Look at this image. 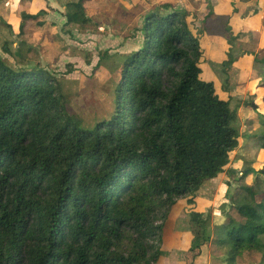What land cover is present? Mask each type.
<instances>
[{"label":"trees","instance_id":"obj_1","mask_svg":"<svg viewBox=\"0 0 264 264\" xmlns=\"http://www.w3.org/2000/svg\"><path fill=\"white\" fill-rule=\"evenodd\" d=\"M84 1L67 3V24L89 20ZM248 1L229 0L230 13L208 3L201 19L165 0L145 13L140 45L117 69L113 113L90 128L64 110L47 69L0 56V264H206L208 242L227 249L228 264H264V164L228 177L222 190L238 187L211 236L197 207L207 180L226 166L235 177L229 156L240 136L234 95L224 85L220 95L202 69L204 36L221 44L215 68L247 67L253 55L261 64L244 106L262 121L264 151V56L243 51L245 63L233 52L232 14ZM180 202L187 207L177 210ZM179 215L185 243L167 233Z\"/></svg>","mask_w":264,"mask_h":264},{"label":"rangeland","instance_id":"obj_2","mask_svg":"<svg viewBox=\"0 0 264 264\" xmlns=\"http://www.w3.org/2000/svg\"><path fill=\"white\" fill-rule=\"evenodd\" d=\"M69 1L78 0H0V56L12 65L40 66L47 69L58 80L64 110L76 118L82 127L90 128L96 121L108 119L112 115L118 66L129 52L140 45L137 27L141 17L162 2L85 0L83 6L89 20L83 24H67L65 13L69 10L67 5ZM178 2L181 3L179 6H185V0ZM188 2L190 8L196 13L199 12L198 0ZM257 7L260 8L256 11H260L261 14L255 12V15L245 20L249 35L236 41L233 50L235 55H240V59L244 58L245 63L248 58L241 54L243 51L257 53L258 57L264 56V50L261 49L264 45V0L248 4L242 13L245 14ZM41 9L49 10L35 19L22 16L23 13H38ZM198 15L201 19V15ZM200 24L201 20L197 22V25ZM256 25L259 26V32L254 35L253 40V31L250 29ZM5 48L9 50L8 53ZM249 58L254 59V55ZM251 60L249 68L242 69L235 64L227 72L218 66L214 71L218 77L214 80L220 95L221 85L229 87L230 93L234 94L230 106L237 114L236 128L240 136L238 146L229 156L231 167L235 165L233 166L235 177L229 175L230 167L226 166L218 179L206 181L198 192L203 200L199 199V206L197 204L196 206L200 207L199 210L205 211L204 215L208 217L206 228L210 236L213 234V226L223 222L224 211L229 209L228 201L238 187L236 183L237 186L231 184L222 190L228 177L234 181L236 176L241 175L242 170L249 167L259 169L264 164V151L262 152L256 144V134L261 129L259 127L262 121L258 117L248 120L250 111L244 106L245 102L252 101L253 79L260 76L261 64L251 63ZM201 66L203 71L210 75L206 58ZM246 71L247 76L244 75ZM249 177L245 181L251 182L252 175ZM186 207L184 202H180L176 209ZM180 220L181 215L171 219L167 233L171 235V232L176 230L181 235V243H185L187 237L191 235H185L188 227L185 222L182 226ZM209 244L208 242L205 250L206 264H228L227 249ZM253 258H257V255ZM247 260L252 263L249 257Z\"/></svg>","mask_w":264,"mask_h":264},{"label":"crops","instance_id":"obj_3","mask_svg":"<svg viewBox=\"0 0 264 264\" xmlns=\"http://www.w3.org/2000/svg\"><path fill=\"white\" fill-rule=\"evenodd\" d=\"M158 1H163V0H158ZM165 1H168V0H165ZM198 1H199V8L197 10H199V12L197 11V13L201 15V18L203 16V14H205V11L207 10L208 3H211L212 8H214V11L217 13H230L231 9H232L229 0H198ZM255 1H257V0H249L248 2L238 3L236 5V8H238V10L236 11V13L232 14L231 20H232V24H233V32L235 34H239L238 41H240V39H244L246 36L249 35L246 31V23H245L246 21L245 20L248 19L249 17H252V15H254V12L261 14L260 11H256L260 7H257V9H251L245 14L242 13L243 8L245 9V6H248V4H251V3H255ZM175 2L178 4H181L178 2V0H174L173 4ZM187 3H189L188 0H185L184 5L187 8V10L195 11L194 9L190 8V6ZM258 28H259V26L256 25L255 28L250 29L253 31V35H252L253 40H255L254 35L257 32H259ZM203 43L205 44V46L210 48L209 59H208L209 61H207V67L209 68L208 70L210 71V75H207V77L209 76L212 78H215V77L218 78L217 74L214 72L216 69H215V64H213V62L217 61L221 57L220 50H219L221 47V44L209 39L208 36H206V37L204 36ZM242 63L243 62L237 64V66L241 67L242 69L249 68V66L246 67V66L242 65ZM212 65H214V66H212ZM240 72H241V70H240ZM247 73L248 72L246 71L244 75L247 76ZM248 78H249V76H248ZM250 81H252V79ZM253 81H254V79H253ZM252 88H253V85H252ZM231 94H232V92H231ZM232 95H234V94H232ZM212 180H214V179H212ZM212 180H210V181H212Z\"/></svg>","mask_w":264,"mask_h":264},{"label":"water","instance_id":"obj_4","mask_svg":"<svg viewBox=\"0 0 264 264\" xmlns=\"http://www.w3.org/2000/svg\"><path fill=\"white\" fill-rule=\"evenodd\" d=\"M253 106H255L254 103H253Z\"/></svg>","mask_w":264,"mask_h":264}]
</instances>
